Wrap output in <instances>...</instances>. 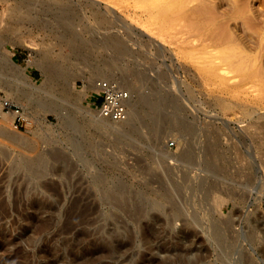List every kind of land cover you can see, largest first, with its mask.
<instances>
[{"label":"rangeland","instance_id":"374dc122","mask_svg":"<svg viewBox=\"0 0 264 264\" xmlns=\"http://www.w3.org/2000/svg\"><path fill=\"white\" fill-rule=\"evenodd\" d=\"M17 1L0 0V264H215L214 256L204 261L194 257L204 235L187 232V237L183 232L187 227L168 206L151 207L158 223L145 228L143 222L151 221L150 216L139 218L133 202L127 201L159 186L162 165L180 166L177 154L192 141L178 124L183 120L195 123L198 134L210 129L222 133L220 146L231 162L230 174L253 163L256 181L246 204H236L223 194L227 202L222 212L243 227L247 223L242 217L251 214L264 229V152L258 147L264 142V109H249L253 108L249 98L261 90L240 87L228 97L232 108L223 110L215 99L220 85L214 79L206 88L204 53L197 42L191 43L192 33L187 35L183 22L157 16L162 0H60L77 12L73 20H54L48 5L54 0L39 3L45 12L34 9L28 16L22 17L23 12L17 16ZM235 1V7L242 6L241 17L229 7V0L224 9L236 14L239 20L231 23L239 24L237 32L245 34L239 50L254 58L253 69L261 68L264 0ZM118 39L127 53L117 52ZM87 44L91 56L84 60L76 52ZM47 71L52 76L45 87ZM162 73L165 78L158 80ZM97 78L119 82L137 105L142 98L171 93L183 111L174 115L171 107L146 104L136 109L129 123L98 121L90 95ZM47 87L51 91L44 94ZM22 90L32 92L30 99L20 96ZM6 100L13 104L12 110L4 108ZM44 103L48 104L41 106ZM245 108L252 113L245 115ZM238 150L247 159H239ZM199 172L193 170L191 175ZM122 184L126 188L116 192ZM238 211L241 217L230 215ZM193 240L195 248L189 250ZM152 245L155 253L150 251ZM249 251L254 261L264 264L254 248Z\"/></svg>","mask_w":264,"mask_h":264},{"label":"bare ground","instance_id":"6f19581e","mask_svg":"<svg viewBox=\"0 0 264 264\" xmlns=\"http://www.w3.org/2000/svg\"><path fill=\"white\" fill-rule=\"evenodd\" d=\"M145 1L146 0H139L140 3ZM224 1L227 2L228 0H162L160 2V5L158 4L159 5V8L157 9L158 13L157 12L156 13L161 20L163 19L165 21L168 20L175 24L179 22L180 23L183 22L184 27H187L185 28L187 35H190L192 33L190 35L192 36L190 39L191 43L194 44L193 42H197L196 46L200 47L201 53H204V57L202 54V58H204L203 76H204V81H205L204 83L206 85V88L207 87L209 88V85H211L214 79H215L214 82H217L215 84L216 85L218 84V86L220 85V92L217 95H215V99L218 102V104L221 105L223 110H229L231 107L230 104L231 101L229 102L230 98L228 97L235 96L236 93L239 91V88L240 87L243 88L244 86H248L252 89L255 88V90L256 89L261 90L260 92H262V94L259 93L260 95H255V96L252 95L251 98H249V102L253 106V108L251 107L249 109L255 111L254 106H256V109L262 110L264 109V77H262L263 75L261 76V74L264 73L263 72L264 69L261 70V68H264L263 67L264 65H260L261 64L260 63L259 65L260 67L261 66L262 67L258 68V65L256 64L257 69L255 67H254L255 69H253L254 64L252 65V63L254 62V58H252L250 53H247L246 50L244 49L239 50L238 47L239 44H243L246 41L244 36L245 34L241 35L240 34L241 32L238 33L237 31L240 29V25L236 23H235L236 25H232L233 22L231 23V21L234 20L236 22V18H237L235 16L237 14L236 11L239 12L240 10H242L240 9L242 6L240 8L236 6L238 9L236 10V7L234 6L236 1L234 0V2H232V0H229V2L231 1L232 3V4L227 3L229 4V7H233V8L235 7L233 11H235L236 14H232L233 12H228L229 11L228 8H227L228 10L224 9L225 8L224 5H226ZM41 2L45 3L42 0H19L17 1L18 6L14 8V11H16L17 16L18 14L23 12L22 17L27 14L30 15L34 9H36L37 12L40 13L45 12L43 11L44 10L43 7L39 5V3ZM49 3L48 5L49 6L51 5L50 10L51 12L54 13V14L52 13L54 15V20H73L76 18V17L73 18V15H75L73 13H77V12L74 11V8L73 11L72 9H69L70 4L60 0H54L52 1V3L51 2ZM237 15L240 16V12ZM27 16H25V18ZM22 17L19 16V19L22 20L21 19ZM106 20L109 19L106 18ZM226 20H230V21L228 22ZM237 20H239V18H237ZM245 24L246 23H244V25ZM227 30H230L231 33ZM75 34L76 33H74L73 36H75ZM187 39L185 42L189 40ZM114 44H116V47L118 48L117 52L122 54L128 52L126 45L121 44L119 42H115ZM89 46L90 44H87L84 50H80V51L78 50L76 52V55L84 60L89 59V56H91L90 51H88ZM196 46L194 45V47ZM246 46L244 45V47ZM148 65L150 66L151 64ZM149 66L146 67V70L148 69L150 70L152 66L151 67ZM231 72L233 73V75L229 76L228 74H230ZM61 73H62L61 70L57 72L58 76L61 75ZM51 76L52 75L47 71L46 79L44 81L45 87L51 81ZM165 76L166 74L162 73V74H158L156 78L159 80L162 77L165 78ZM99 79L100 78H97L93 82V85ZM50 91L51 89L47 87L44 89V94H48ZM20 96L30 99V97L32 96V92H27L22 90ZM138 103L139 104L137 105V102L134 100V96L133 97L131 96L130 104H129V115L127 119L123 121H115V122H126V123L131 122V120L133 119L136 113V109L141 105H146V104L156 108L171 107L172 110L174 111V115H178L179 113H181V111H183V107L181 106V104H179L176 97L168 92H165L164 94H160L153 98L151 97L142 98L140 101H138ZM47 104L44 103L41 106L45 107ZM247 108H245V111L243 112L245 113V115L247 114L249 115L252 113L251 110ZM95 117L98 121L101 122H104L106 121V119H108L100 116L99 113ZM262 117H264V114H262ZM178 124H180L183 127V129H185L188 132V134L190 135V139L192 138V141L188 144L187 148H185L182 152H180V154H177L178 162L180 163V166L171 167L168 165H162L161 167L162 171L159 172L158 174L159 177L157 178L159 179L158 181L159 186L155 189H149L147 187L149 191L147 192L149 193L148 195L155 197L154 202L152 203L149 202L151 200L148 201V197H147L148 195L145 194H142L135 199L129 198V200L127 201L133 202L135 208L138 211L139 218L146 215L150 216L151 221L149 220L148 222H143L145 228L147 226H154L155 224L158 223L157 221H155L156 219L154 218L156 216H153L151 214L150 209H152L153 207L156 208V207L164 206L165 208L166 206H168L166 208L174 212V218L181 219L184 223L183 226L187 227L188 231L182 230L184 233L187 234V232L195 233L197 231H200L201 234L204 235V238L202 237L203 241L200 244L201 245L200 249L196 251V254L194 253L195 254L194 257L197 260L199 259V261L200 260L204 261V259L214 256L215 261L220 264H259L258 262L254 261L251 258V256H249V252H251L249 250L253 248L255 249V251H257L256 254L259 255L260 258L264 261L263 227H260L258 223H254V220L251 218L252 216L251 214L249 215L247 213V215L244 214V216L242 217L247 223L243 227L242 223H241L242 225H240L239 221L238 222L236 220L234 221L233 217L226 216V213L222 212L224 203L227 202L226 200H224L223 194L230 196V200L231 199L236 200L237 201L236 204L237 203L246 204L248 192L250 193V191H252V189L254 188L253 187L254 180L256 181V179H254L256 175V170L254 169L253 163L249 161L245 165L240 166L239 168L237 167L238 169H235V171L230 174V172H228V169L232 165L231 162L226 159V157H228L225 155L226 151L222 149V147L220 146V138L222 133H220L219 130L211 131L210 129L211 132L203 130L200 131L201 132L200 134H198L197 130H200V128L196 129L195 123L188 124L187 121L183 120L180 121V123L178 122ZM75 125L73 124L71 125V127L77 129L78 126ZM131 130L136 133L135 131L136 129L134 127L131 128ZM196 134H198V138ZM121 135L122 133L119 134V136ZM195 138L197 139L195 140ZM254 141L257 142L256 139ZM258 147H261V150L264 152V142L263 143L261 142L258 145ZM238 151H239L238 153L239 159L241 158L247 159L243 157L244 153L240 152V150ZM251 153L252 155H254V150H252ZM261 154L263 155V153ZM261 165H262L261 167L264 168V159L261 160ZM193 170H198L201 172V174L200 175L192 174L193 175L192 177L191 172ZM248 170L251 172H249ZM95 177L96 179H100V176L96 175ZM195 178L198 179V181L196 180L197 182L195 181ZM220 183H223L225 185L227 184V187L225 188L218 187V185L220 186ZM149 184L147 186H149ZM236 186L239 187L238 191L236 190L237 188ZM125 188L126 185L122 184L119 187H117L115 191L119 192L124 190ZM108 197L112 200L114 199L113 194H109ZM234 209H236V207ZM198 211L201 212V216L198 213ZM240 212L239 211L237 213L234 212L233 214L230 215L233 216L234 214H236L239 215V217H241ZM236 219L239 220L240 218H236ZM168 222L170 223V221ZM238 224L242 227H237L239 226ZM192 236L197 237V235H192ZM199 242L201 241H198V243ZM195 243L194 240L191 243H189V246L187 243L189 250L191 248L193 249L194 245H196ZM153 250L154 247L152 245L150 251L153 253L154 252ZM186 251L187 250H185V252ZM192 258L189 260L194 261V259ZM189 264H191V262Z\"/></svg>","mask_w":264,"mask_h":264},{"label":"built area","instance_id":"2783aa9c","mask_svg":"<svg viewBox=\"0 0 264 264\" xmlns=\"http://www.w3.org/2000/svg\"><path fill=\"white\" fill-rule=\"evenodd\" d=\"M90 95L100 116L113 121L127 119L131 93L119 82L109 78L99 79L90 90ZM4 108L12 110L13 104L6 100ZM16 111L19 110L16 109Z\"/></svg>","mask_w":264,"mask_h":264},{"label":"water","instance_id":"95a60500","mask_svg":"<svg viewBox=\"0 0 264 264\" xmlns=\"http://www.w3.org/2000/svg\"><path fill=\"white\" fill-rule=\"evenodd\" d=\"M116 41L119 42V43H121V44H123V43H122V40H119V39H118V40H116ZM69 118H72V116H71V115H68V119H69Z\"/></svg>","mask_w":264,"mask_h":264}]
</instances>
